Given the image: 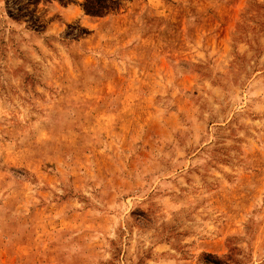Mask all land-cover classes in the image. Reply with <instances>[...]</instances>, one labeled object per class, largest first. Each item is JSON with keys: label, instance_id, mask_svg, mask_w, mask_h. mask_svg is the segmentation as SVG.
<instances>
[{"label": "rangeland", "instance_id": "rangeland-1", "mask_svg": "<svg viewBox=\"0 0 264 264\" xmlns=\"http://www.w3.org/2000/svg\"><path fill=\"white\" fill-rule=\"evenodd\" d=\"M0 264H264V0H0Z\"/></svg>", "mask_w": 264, "mask_h": 264}]
</instances>
